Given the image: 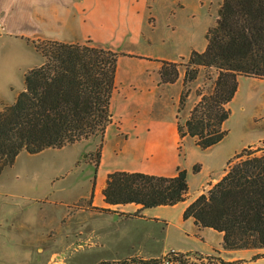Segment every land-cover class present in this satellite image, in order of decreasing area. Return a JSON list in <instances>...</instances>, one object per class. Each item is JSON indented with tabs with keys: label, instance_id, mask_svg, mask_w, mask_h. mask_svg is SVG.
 Wrapping results in <instances>:
<instances>
[{
	"label": "trees",
	"instance_id": "1",
	"mask_svg": "<svg viewBox=\"0 0 264 264\" xmlns=\"http://www.w3.org/2000/svg\"><path fill=\"white\" fill-rule=\"evenodd\" d=\"M205 38V49L190 53L179 108L186 106L190 83L202 68H216L214 89L195 103L187 121L195 128L196 145L209 150L228 134L224 123L231 115L228 104L238 92L239 77L264 79V0H222L216 22L207 29ZM33 43L45 62L27 70L24 89L12 104L0 109V176L7 167L14 166L23 151L38 154L100 136L101 142L87 157L95 165L93 196L104 136L114 121L112 99L118 86V59L123 53L88 43ZM180 66L177 61L162 60L161 82L174 84ZM183 134L180 127V140ZM201 169V163L194 164V172ZM189 189L186 169L175 176L116 170L108 174L103 195L109 204H140L135 213L127 214L137 217L144 208L172 206L186 200ZM183 216L192 217L199 227L222 232L226 250L264 249V145L236 152L228 160L225 175L192 201ZM170 254L182 257L191 252L170 251L161 257L132 256L99 264H159ZM252 258H264V253ZM181 260L180 264H186Z\"/></svg>",
	"mask_w": 264,
	"mask_h": 264
},
{
	"label": "rangeland",
	"instance_id": "2",
	"mask_svg": "<svg viewBox=\"0 0 264 264\" xmlns=\"http://www.w3.org/2000/svg\"><path fill=\"white\" fill-rule=\"evenodd\" d=\"M191 1L193 6L200 5L199 12L192 14V10L187 9L188 0H104L103 23L120 49L145 47L149 43L171 58L190 51L188 56L177 59L181 64L182 82L169 88L166 101L157 105L155 113L160 115L164 111L172 115L177 112L178 123L184 131L180 140L182 151L187 150L190 158L218 172L225 157L244 145L259 140L246 148L263 147L264 80L241 76L238 92L228 104L231 115L224 123L228 134L209 150L196 145L195 128L189 127L187 121L199 94L214 89L218 70L202 68L198 78L190 83L191 93L181 110L178 94L183 89L190 53L193 49H205V29L208 24L209 27L215 24L222 0ZM91 146L93 141L48 148L38 154L23 151L15 166L7 168L1 178L0 233L5 234L10 248L12 241L19 242L24 264H99L106 260L127 259L132 257L128 239L135 235L151 242L146 237L153 234L155 252L165 247L162 223H136L116 213L90 207L94 170L87 162L86 153ZM192 183V191H195L201 184V177L196 176ZM168 213L171 224L166 244L169 246L209 251L210 245L217 243L212 231L203 235L206 240L195 236L189 222H181L177 209ZM191 255L195 256L196 264H264V258L226 260L214 255L209 260Z\"/></svg>",
	"mask_w": 264,
	"mask_h": 264
},
{
	"label": "crops",
	"instance_id": "3",
	"mask_svg": "<svg viewBox=\"0 0 264 264\" xmlns=\"http://www.w3.org/2000/svg\"><path fill=\"white\" fill-rule=\"evenodd\" d=\"M103 3L104 0H0V109L5 104H12L24 89L27 70L45 62L44 55L36 48L33 41L88 43L122 52L117 67L118 86L112 99L114 121L107 127L104 136L93 196L92 181L90 207L110 208L112 211L106 213H116L136 223L163 224L165 247L160 248L158 252L153 251L152 247L156 245L153 234H148L146 237L151 242L137 235L131 236L128 239L131 256L152 258L164 256L170 251H178L217 255L232 260L253 257L258 252H262L260 250L264 249L226 250L223 248L222 232L210 227H199L192 217L185 219L183 216L192 201L200 194L207 193L225 175L228 170V160L236 152L254 145L259 140L248 143L225 157L218 172L213 168L207 169L199 160L190 158L187 150L183 152L180 147L177 112L170 115L163 111L162 114L157 115L155 110L158 104L166 101L169 88L182 82L183 78L181 74L174 84L162 83L160 74L162 60L177 61L179 57L188 56L190 51L180 54L178 58H171L153 49L149 43H146L145 47L127 46L125 49H120L105 30ZM147 5L151 4L147 1ZM193 5L192 1L188 0L187 9H191L192 14L193 11L199 12L200 5L197 7ZM240 80L241 76L239 82ZM204 93L207 91L200 93L197 101ZM90 141H93V146L87 151L86 157L96 149L101 137L94 136L81 142ZM87 162L93 166L95 175L94 163L88 160ZM196 163L202 164L201 171L197 173L193 171ZM7 168L0 176V180ZM183 169L188 172L189 195L186 200L175 205L147 207L142 209L141 216L128 217L127 214L135 213L140 208V204H109L104 199L103 189L107 184L108 174L113 171H139L175 176ZM196 176L201 177V184L192 191V179ZM130 205H133V208ZM172 209L178 210L181 222H189L195 236L198 235L206 240L203 235L212 231L217 236V243L211 244L209 251L196 248L180 249L166 244L171 224L168 211ZM228 254L233 256H227ZM0 264H24L23 250L19 247V242L12 241L10 248L4 233H0Z\"/></svg>",
	"mask_w": 264,
	"mask_h": 264
},
{
	"label": "built area",
	"instance_id": "4",
	"mask_svg": "<svg viewBox=\"0 0 264 264\" xmlns=\"http://www.w3.org/2000/svg\"><path fill=\"white\" fill-rule=\"evenodd\" d=\"M181 258L186 261V264H192L196 258L193 255H183L180 257L178 254L172 255L170 254L168 257L164 258L162 264H180L182 262Z\"/></svg>",
	"mask_w": 264,
	"mask_h": 264
}]
</instances>
